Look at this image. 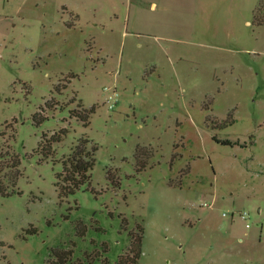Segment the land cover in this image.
Listing matches in <instances>:
<instances>
[{
    "label": "rangeland",
    "instance_id": "obj_1",
    "mask_svg": "<svg viewBox=\"0 0 264 264\" xmlns=\"http://www.w3.org/2000/svg\"><path fill=\"white\" fill-rule=\"evenodd\" d=\"M258 5L0 0V264H264Z\"/></svg>",
    "mask_w": 264,
    "mask_h": 264
},
{
    "label": "trees",
    "instance_id": "obj_2",
    "mask_svg": "<svg viewBox=\"0 0 264 264\" xmlns=\"http://www.w3.org/2000/svg\"><path fill=\"white\" fill-rule=\"evenodd\" d=\"M261 15H264V0H259V5L254 12V20L257 24H261L263 20L261 19ZM94 111V108H91L89 111L82 109L81 114L77 115L84 124V126L88 125V119L90 113ZM73 113V112H72ZM59 138V137H58ZM60 140V139H58ZM82 142V144L80 143ZM88 140L81 139L79 144L76 146L75 150L72 154L68 156L67 162L63 161V172L57 175V179L60 177L64 178V181L68 182L70 185V189H63L67 193L73 192L79 186L89 183L91 178V170L94 166V153L96 148L93 147L91 150H87L85 147ZM140 167L143 168L145 166V161H139ZM111 178V175L109 176ZM135 235L131 233V245L127 250V253L119 256V259L116 264H138L139 258L142 254L141 244H142V233L143 228L141 225H137ZM71 254L64 253L63 256L60 255L59 262L61 264H65L66 261L69 260V256Z\"/></svg>",
    "mask_w": 264,
    "mask_h": 264
},
{
    "label": "built area",
    "instance_id": "obj_3",
    "mask_svg": "<svg viewBox=\"0 0 264 264\" xmlns=\"http://www.w3.org/2000/svg\"><path fill=\"white\" fill-rule=\"evenodd\" d=\"M106 90H107V88H105ZM116 95V93L115 92H113V94L112 95H110V97H109V100H113V98H114V96Z\"/></svg>",
    "mask_w": 264,
    "mask_h": 264
}]
</instances>
